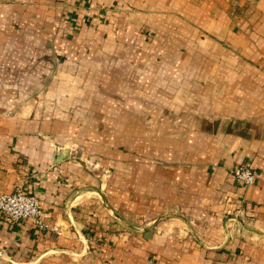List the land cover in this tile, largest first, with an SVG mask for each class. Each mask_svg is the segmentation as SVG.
Segmentation results:
<instances>
[{
	"label": "crops",
	"instance_id": "crops-1",
	"mask_svg": "<svg viewBox=\"0 0 264 264\" xmlns=\"http://www.w3.org/2000/svg\"><path fill=\"white\" fill-rule=\"evenodd\" d=\"M15 184L0 264H264V0H0Z\"/></svg>",
	"mask_w": 264,
	"mask_h": 264
},
{
	"label": "built area",
	"instance_id": "built-area-1",
	"mask_svg": "<svg viewBox=\"0 0 264 264\" xmlns=\"http://www.w3.org/2000/svg\"><path fill=\"white\" fill-rule=\"evenodd\" d=\"M235 179L243 185L254 180V171L247 163H239L231 168ZM0 217L8 223H19L22 219L31 218L36 225H41L43 212L37 198L15 184L8 192H0Z\"/></svg>",
	"mask_w": 264,
	"mask_h": 264
}]
</instances>
